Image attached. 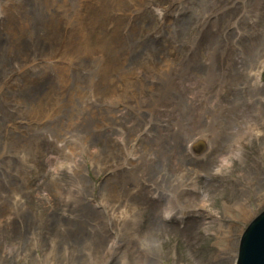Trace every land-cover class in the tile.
Returning <instances> with one entry per match:
<instances>
[{"label":"rangeland","instance_id":"rangeland-1","mask_svg":"<svg viewBox=\"0 0 264 264\" xmlns=\"http://www.w3.org/2000/svg\"><path fill=\"white\" fill-rule=\"evenodd\" d=\"M15 1L6 9V5L1 4V15L7 11L10 13L19 2ZM21 1L20 8L28 6V1ZM59 1L57 4L58 0H38L43 10L49 11L50 8L52 13L45 24L38 27L45 26L44 31L51 37V51L58 48L56 43L62 47L63 56L54 63L64 68L54 71L56 78L53 84L57 88L64 87L61 94L68 92L70 95L58 102V113L56 111L41 116L37 120L38 127H34L29 122L32 118L28 120L29 116L38 117L35 112L40 109L42 113L53 102L48 104L41 96L44 104L39 109L33 107L30 112L27 111L22 107V93L20 95L14 91L17 79L11 68H2L0 71V103L11 100L19 104L17 109H13L16 110L15 116L7 118L2 127L0 151L5 150L7 153L0 160V170L3 172L0 177H8L12 179L8 181H14L23 188H9L12 199L7 203L13 204L20 199L22 205L19 206V219L28 228L26 234L19 233L18 224H11L14 213L5 209L0 211V260L3 258L0 264H171L173 260L177 264H234L243 228L258 212L264 210V130L254 118L257 112L264 117V89H257L256 76L249 75L260 67L264 58V44L246 45L242 50H249L250 53L245 51L238 55L236 52L240 51L239 48L235 47L232 51L229 49L232 47H228L226 57L230 58L228 62L231 61L229 65L232 64V70L226 69V62L222 63L214 78H218L219 84L223 81L221 85H203L201 80L205 78L202 71L192 68L193 65L188 62L184 65L182 61L190 58L193 51L199 52L201 44L212 50V46L205 40L207 32L208 37L216 41L227 39L229 42L231 33L235 31L233 25L245 33V25L253 23L249 21L247 24L243 18L239 20L238 16H233L241 10L240 5L231 3V0H222L218 4L220 9L214 7L210 14L208 11L212 8L204 7L202 15L195 20V26L190 25L193 27L190 31L186 26L177 27L183 31L178 37H184L174 43L180 49L166 48L167 51L161 53L158 59L161 60L157 61L160 67L150 71L133 63L134 69H130L131 65L119 54L120 36L124 34L121 31L126 24L133 34L135 30H140V26L128 20L125 6L136 10L141 8L139 17L145 18L148 7L144 0H87L82 8H78V12L86 19L87 28L81 31L72 25L66 37L58 40L57 31L63 8ZM148 1L152 4L155 2ZM177 6H171L174 11L171 18L162 13L164 25L173 20L179 24L180 18L190 19L188 12ZM7 19L0 16L2 28ZM261 22H264V14ZM26 29L33 30L30 24L18 23L16 32L23 33ZM200 30L203 32L200 33ZM191 38L199 42L195 43ZM78 51L86 53L88 59L79 58L76 62H70L67 57H72ZM93 61L103 65V82L98 78ZM193 61L197 63L200 60L197 56ZM188 64L192 67L186 66ZM65 68L70 72L64 74ZM123 71L126 73L122 74ZM241 72L248 75L249 79ZM109 73L113 75L109 77ZM261 76L264 81V71ZM160 77L168 78V85L174 88L172 94L156 90L160 88ZM28 78L24 77L22 83L29 84ZM35 78L41 80L40 77ZM85 84L83 95L82 87ZM133 86H136V96L132 92L135 91ZM221 86L226 89L224 93ZM213 89L214 92L210 93ZM154 92L162 94L161 97L156 98ZM218 93L222 94L224 100L223 97L218 99ZM229 101L237 102L240 114H227L226 117L244 129L237 130L238 134H235L236 124L233 123L224 130L226 143L223 147L219 145L223 139L220 132L217 133L219 140L210 144L209 137L197 131L200 120L208 125L214 113L226 112L228 106L225 104ZM54 109L51 108V113ZM179 119L189 123H177ZM217 124L222 127L225 124L224 117L217 118ZM173 125L179 126L178 136H190L185 142V149L193 155L187 148L193 146L197 151L194 155L198 156L196 162L188 160L187 155L178 147V140H173ZM38 133L43 134L44 138L39 137ZM168 133L169 138L164 139ZM193 136H201L197 142L203 144L201 150H197V143L194 145ZM50 142H62L63 145L59 150L52 151ZM228 143L232 144V151L227 152L224 146ZM210 145H213L212 148ZM10 148L14 149L13 154ZM217 150L219 154H215ZM210 154L212 158L206 167L202 163L209 160ZM130 155L132 159L127 158ZM144 164H150L149 167L153 168L151 174L145 173ZM24 167L28 168L23 172ZM77 172L79 175H76ZM72 173H75L74 181L78 184L74 191L66 186ZM181 184L198 193L193 201L196 205L200 204L196 206L186 201L180 202L178 206L185 210H191L194 205L199 209L203 207V216H200L199 211H191L181 218L154 219L155 211L165 207L157 196L160 193L170 196ZM78 189L86 199H82L81 195L79 203L73 204ZM4 195L9 197L5 191ZM0 202H3L1 196ZM233 203L234 208L236 205L235 213L232 212L234 208H231ZM186 204H192V208ZM235 214L237 219L232 218ZM224 215H229V218ZM226 222L235 223L236 230L230 232L218 226ZM216 253H219V257Z\"/></svg>","mask_w":264,"mask_h":264},{"label":"bare ground","instance_id":"bare-ground-1","mask_svg":"<svg viewBox=\"0 0 264 264\" xmlns=\"http://www.w3.org/2000/svg\"><path fill=\"white\" fill-rule=\"evenodd\" d=\"M20 1L21 0H19L18 4L15 5L14 7L11 6L12 9H11V11L9 10L10 13L8 11L6 13H2V15L0 13V16H1L2 19H7L8 18L6 20V22H5L4 27H3V28H6V30H4L0 26V71H1L2 68H6V67H8V69H9V67L11 68V71L14 73V75L16 76V79H17V81H15V84H14V87H16V89L14 91L18 92L20 95L22 93L23 98H24V104H23L22 107L24 109H26L27 111L30 112V109L32 110L33 107H37L38 108V107H41L44 104V102L41 100V96L44 97L46 101H48V104L53 102L51 105H49V106L47 105V107L42 111V113H41V110L38 108L39 110L37 112H35L36 115L37 114L39 115L38 117L34 118L35 115L34 116L32 115V117L29 116L28 120L30 118H32L29 122L33 123L34 124L33 126L37 128L38 127L37 120L41 116H43L45 114H54L58 110V108L56 107L58 102L59 101L61 102V100L63 98H65V97L69 96L70 93L67 92L65 94H61L62 88H64V87H58L57 88L53 84V80H55V78H56V74H55L54 71L59 69V68H64V67L58 66L57 64L54 63L60 57L63 56L62 47L60 46L59 43H56L58 45V48L56 50H54V51H51V44H52L51 37L47 34V32L44 31V27L45 26H43L41 28L38 27L42 23L45 24V22L48 20V18L52 14L51 13V9L48 8L49 11L43 10L41 8L40 4L38 3V0H26V2L28 1V3H26L28 6L26 5L27 7H24L22 9V8H20ZM86 1L87 0H61L63 8H62V11H61V15H62L61 16V22L59 24L58 31H57L58 40L66 37V34H67L68 30L71 28L72 25H74V28H77V29H79L81 31L83 30L82 28H84V29L87 28L86 19L84 17H82L81 14L78 12V11H80V9H78V8H80V7L82 8L83 3H85ZM15 2H16L15 0H0V9H2L1 8V4L2 5L3 4L6 5V7H5V9H6V8H8L7 6L15 4ZM21 2L23 3V0ZM59 2L60 1L58 0L57 4H59ZM221 2H222V0H199V1H197V0H172V1H170V0H155V2L152 4L148 0H144V4L147 5V7H148V9H147V13L148 14L146 15L145 18H140L139 17V12H140L141 8L136 10V8H134V7L125 6V8L128 11V14H129L128 15L129 19L128 20H130V22L132 21L133 23H138V26H140V30H135L133 32V34H131L129 32V30H128V25L127 26H126V24L124 25L125 27H123L122 29L123 30L125 29V31H123V30L121 31L122 33L124 32V34L120 36L121 45H120V48H119V54L121 56H124L125 59L127 60L128 64L131 65L130 69H134V67L132 66L133 63L139 64L140 67H143L144 69H150V71L153 70V68L156 69V67L159 66L158 62L161 60L160 59L158 61V59L160 58L161 53H165L167 51L166 48L170 47V50H174L175 48H177V50L180 49V47H178V45L174 44V43L179 41V40H181V39H183L184 37L181 36V39H180V37H178V35L180 33H182L183 31H180V28L178 29L177 27H180L179 25L186 26L189 29V31H190L191 29H193V27L191 28L190 25L194 24V26H195V20L202 15L201 14V10L204 7L212 8V9H210L208 11V13L210 14V12L213 10L214 7H215V9H220V7H218V4L221 3ZM230 2L241 6V10L237 11L236 14L233 15V16H238L239 20H241L243 18V20L247 24H249L248 23L249 21H251L253 24H249L250 26L245 25V27L247 29V30H245V33H243L244 31L242 32V30L240 28L236 27L237 25L236 26L233 25V29L235 31H233L231 33V37H230V41L229 42L227 41V39H225L224 41H216L213 37H211V36L208 37L209 33L207 32V36H206L205 40L212 46V50L210 49L211 50L210 51V50L204 48L203 45L201 44V49H200L199 52L193 51L194 54L193 55L191 54L190 58L187 57L188 59L187 60L185 59L186 61L180 60V61H182V63L184 65H185L186 62H188V63L193 65V67L190 64L186 65L189 68L190 67H192V68L195 67L198 70L202 71V76H204L205 80H201V83L203 85H205V86H208V85H211V84H217L218 83V78L216 80L214 78H215L216 75H218V71H219L220 65L222 63H225V62H227L228 64L231 63V61H230V63L228 62V60H230V58L228 56L226 57V54H228V50L229 49L234 51L235 47L239 48L240 51L237 50L236 55H238L239 52L244 53L245 51L248 54V53H250L249 50H246V49L242 50L246 45H252L253 46V45H257V44H264V22H261L262 16L264 14V0H231ZM175 4H178V6L180 7V9L182 11L188 12V14L190 15V19H189L190 21L187 20L186 18H180L181 22L179 24H175V21L173 20V21H171V23L167 22V24L164 25V23L162 21L163 20L162 13H164L163 14L164 16H168V17L171 18L172 12H174V11H172L171 6L172 5L174 6ZM178 6H177V8H178ZM157 7L160 8V10L157 9ZM13 10H14L15 13L11 14ZM205 14H207V13H205ZM212 16L213 15H211V17ZM207 17H209V16H207ZM132 18H133V20H132ZM188 21H189V23H187ZM2 22H4V21H2ZM258 22H259V24H255V23H258ZM18 23L30 24L33 30L26 29L23 33H17L16 32V27H17ZM128 23L129 22H127V24ZM130 26L132 28H135L132 24ZM202 32L203 31H201L200 33H202ZM184 35H185V33H184ZM187 35H189V34H187ZM191 36H193V35H191ZM146 38H149V39L145 41ZM191 39L193 40V38H191ZM31 40H32V42H31ZM193 41L195 42V39ZM198 42H195V43H198ZM185 43H186V41H185ZM188 43H189V41H188ZM185 45H187V44H185ZM192 46H194V45H192ZM205 47H207V46H205ZM228 47H232V48L227 49ZM185 48H187V47H185ZM170 53H171V51H170ZM181 53H180V55H181ZM234 54H235V52H234ZM69 56L67 58L70 59V62H71V60L76 62L77 59H79V58H85V59L87 58L88 59V56L86 55V53H81V51L75 52L74 54L71 55L72 57H69ZM93 56L94 55H92V57ZM166 56L164 57L165 58L164 60H166ZM197 56H198V59L200 61L196 63V62L193 61V59H195ZM250 56L252 57V55H250ZM261 58H262V56H261ZM263 60H264V58L262 59V61ZM66 61H68V60L66 59ZM171 61H172V59H171ZM173 61H174V59H173ZM93 62L95 63V66L97 67L98 78L100 79L101 82H103L102 77L105 75V73L102 71V66L103 65L101 63L96 62V61H93ZM164 62H166V61H164ZM179 62H177V65H178ZM206 62H209V63L206 64ZM164 64H166V63H164ZM68 66H70V64ZM171 66H174V65H171ZM168 67H170V65H168ZM164 69H166V68H164ZM85 70H86V68H85ZM68 71L70 72V70H68ZM68 71L65 68V73L64 74H67ZM83 71L84 70H82V72ZM167 71H168V69H167ZM184 71H187V70H184ZM179 72H181V71H179ZM13 73H12V75H13ZM125 73L123 71L122 74H125ZM241 73L245 77H247V79H249L248 75L246 76L243 72H241ZM3 74L5 76V72ZM127 74H129V72ZM127 74H126V76H127ZM175 74H176V72H175ZM0 75H1L0 77H2L1 73H0ZM7 75H9V74H7ZM112 75H113V73H109V77L112 76ZM9 76H11V74ZM28 76H30V77L28 78ZM121 76H123V75H121ZM129 76H131V75H129ZM178 76H179V74H178ZM198 76H201V75L198 74ZM24 77L28 78L29 84L22 83V79ZM35 77H40L41 80H39V79H37ZM134 77H136V75ZM140 77H137V78H140ZM147 77H149V76H147ZM75 78L77 79V77H75ZM96 78L97 77H95L94 79H96ZM128 78H125V79H128ZM254 78H255V84L258 87L257 89H264V81H261L259 79V75L257 74L256 77H254ZM33 79H34V81H33ZM152 79H153V77H152ZM3 80H5V79L3 78ZM138 80H140V79H138ZM160 80H161L159 82L160 83V88H158L156 90H160L163 93L172 94L174 88L171 87L170 85H168V83H169L168 82V78L160 77ZM10 81L12 82V80H10ZM222 82L223 81H221V83L220 84L218 83V84L221 85ZM155 83H156V81H155ZM86 84H85L84 87H82L83 88V95H85ZM152 84H154V83H152ZM132 85H135V84H132ZM133 87H134L135 91H132V90H130V91H132L133 95L136 96V86H133ZM221 87H223V86H221ZM94 88L95 87H93V89ZM228 88H230V86ZM0 90H2V89H0ZM90 90H92V88H90ZM137 92H139V91H137ZM213 92H214V89L210 91V93H213ZM145 93H146V91H145ZM3 94H5V93H3ZM59 94H61V95L59 96ZM89 94H91V92H89ZM46 95H48V96H46ZM161 95L162 94H158L157 92H154V96L156 98L161 97ZM90 96H92V95H90ZM93 96H95V95H93ZM203 96H204V94H203ZM206 97H207V95H206ZM217 97L220 100L223 96H222L221 93H218ZM5 100H6V97H5ZM26 101L28 102L27 104H26ZM236 103L237 102H230L229 101V103L225 104L226 106H228L226 112L224 114H222L220 111L214 113L213 118L210 119L208 125H207V123L204 122V120H200L201 124H200V126H199L197 131H202V132H204V134L207 133L209 135L208 137H209L210 144L212 143V141L214 143V141L219 140L217 133L220 132L221 139L222 138L223 139L219 143V145H220V147H223V145L226 143V141H225L226 135L224 134V130L227 127L232 126L233 123L237 125V126L235 125V128H236L235 134H238L237 130L244 129L242 126H240L239 123H236L235 121L233 122L230 118L226 117L227 114H231L232 116L233 115L239 116L240 112H239V110L237 108V104ZM159 104H160V101H159ZM229 105H230V108H229ZM20 106H21V104H20ZM18 107H19V104H16L15 101H11V100H7V101H5L3 103H0V118H1L0 119V135H1V132H2L3 124L6 123L7 118H11V117L15 116L16 110H13V109H17ZM53 107H55V109L51 113V108H53ZM59 112H60V110H59ZM57 113H58V111H57ZM219 117H224V120H225V124L222 127L218 126V124H217V118H219ZM33 118L35 120H33ZM254 118H255V122H256V120H258L260 122V124H261L260 127L264 130V117H262L260 115V113L257 112L256 114H254ZM191 121L193 122V120H191ZM178 122L179 123H182V122L189 123V121H185L183 119H179L177 121V123ZM194 125H196V124H194ZM30 126H32V125H30ZM178 127L176 125H173V129H172V138H173V140H175V141L178 140L177 141V145L182 150V153H184V155H187V159L188 160L196 162V159H198L197 158L198 156L196 155L197 156L196 157L194 154H196L197 151H194V152L192 151L194 153L193 154L194 156H193V155H191V152H186V149H185V142L187 141V139L190 136L186 137L184 134H182V135L180 134L178 136V134H179V133H177V131H179ZM194 131H195V129H194ZM197 131H196V133H197ZM38 134H39V137L41 136V138L42 137L44 138L43 134H41V133H38ZM193 137H195V136H193ZM193 137H191L192 140H193ZM63 138L67 139L66 136H63ZM168 138H169V133L164 136V139H168ZM39 140H40V138H39ZM49 140H51V139H48V141ZM52 140H55V138H52ZM183 142H184V145L182 144ZM188 142H190V141H188ZM190 143H188V144H190ZM49 144H50V148H51L52 151L59 150L60 147L63 145L62 142L60 144H53V143L50 142ZM243 144H244V142H243ZM34 146H36V144ZM199 146H200V144L198 145V147ZM210 146L212 148L213 145H210ZM120 148L122 149V147H120ZM224 148H225V150L227 152L228 151H232V144L230 145V143H228V144H226L224 146ZM30 149H31V147H29V150ZM27 150H28V148L25 151H27ZM117 152H118V150H117ZM169 152H173V151H169ZM6 153L7 152L5 150H1L0 151V160H1V158H3L5 156ZM10 153H12V154L14 153V149L13 148H10ZM219 153H220V151H218V150L215 151V154H219ZM233 153H234V151H233ZM29 155H31V152H30ZM126 155H127V153H126ZM202 157H204V155ZM37 158H38V155H37ZM127 158L132 159L133 157L130 155V156H127ZM211 158H212V155L210 154V157L208 158L209 160L207 162H203L202 164H204L207 167ZM166 161H168V159H166ZM145 162L147 163L148 160L145 161ZM149 166H150V164H149ZM149 166L147 164L145 165L144 171H145L146 174H151V172H152L153 168L149 167ZM27 168L28 167H24L23 168V172ZM186 171H187V169H186ZM1 173H3V172L0 170V174ZM176 173H178V172H176ZM76 175H79V173L77 172ZM74 176H75V173L70 174V177H69L68 181L66 182V186L71 191H74V190H76L78 188V184L75 183V181H74L75 180ZM176 177H178V175ZM8 180H12V179H10L8 177H0V192L3 191L2 193H0V196H1L2 200H3V202H0V211L4 210V209L8 210V211L9 210L12 211L14 213V218L12 219L11 224H18L19 233L26 234V232L28 230L27 225H25L23 223V221H21L19 219V213H20L19 206L22 205V204H20V199L17 200V202L14 201L13 204L12 203H7L10 199H12V192H11V190L9 188L16 189V190H22L23 188L19 187L18 185H16L14 183V181H8ZM6 181H8V182H6ZM191 181H193V179ZM168 183H170V182H168ZM171 183H173V182H171ZM192 183H190V184H192ZM170 188H172V187L170 186ZM4 191L8 194L9 197L4 195ZM197 194L198 193L195 190L194 191H190L188 189V187L183 186L182 184L180 186L176 187L175 191L173 193H171L170 196H166L167 194L163 195V194L160 193L157 196V199L160 202H162L165 205V207L163 209H160V211H155L156 214L154 216V219H166V220H168L171 217L181 218L184 214L189 213L191 211H199L198 213L200 214V216H203L202 213H201V210H202L203 207H201L200 209L196 208L195 207L196 204L193 201V199L197 196ZM245 194L247 195V193H245ZM81 195H82V192L80 191V189H78V191L76 193V198L73 201V204H78L79 203ZM246 198H247V196H246ZM82 199H84V200L86 199L84 194L82 195ZM153 201H155V200H153ZM186 201L193 202V204H195L193 208L190 207L192 204L189 205V206H187V204L185 205L187 207L192 208L191 210H185V209L180 208L181 206H178V204L180 202H184L185 203ZM199 204H197V205H199ZM182 205H184V204L182 203ZM231 208H234V203L231 206ZM235 208H236V205H235ZM235 208L232 210V212H234V213H235V211H234ZM235 216H236V214L234 216H232V218L237 219V217H235ZM224 217L225 218L226 217L229 218V215H224ZM115 221H117V219H115ZM125 221L128 222V220H126V219H125ZM134 221L135 220H133V222ZM218 222H219V220H218ZM128 223H131V222H128ZM218 226L225 227L230 232L233 231V230H236V224L232 223V222H226L223 225H218ZM222 230H224V228H222ZM133 233H135V231ZM220 239H222V238H220ZM234 242H236V241H234ZM224 243H227V242H224ZM215 255H217L219 257V253H216ZM2 259L0 260V262L2 261ZM171 264H177V263H176V261L173 260L171 262ZM210 264H211V262H210Z\"/></svg>","mask_w":264,"mask_h":264},{"label":"water","instance_id":"water-1","mask_svg":"<svg viewBox=\"0 0 264 264\" xmlns=\"http://www.w3.org/2000/svg\"><path fill=\"white\" fill-rule=\"evenodd\" d=\"M235 264H264V210L243 230Z\"/></svg>","mask_w":264,"mask_h":264}]
</instances>
